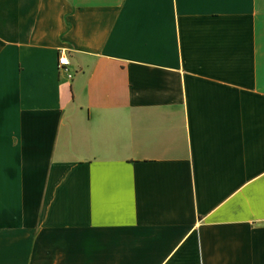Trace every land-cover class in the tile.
<instances>
[{
    "label": "crops",
    "instance_id": "0c3cea01",
    "mask_svg": "<svg viewBox=\"0 0 264 264\" xmlns=\"http://www.w3.org/2000/svg\"><path fill=\"white\" fill-rule=\"evenodd\" d=\"M0 264H264V0H0Z\"/></svg>",
    "mask_w": 264,
    "mask_h": 264
},
{
    "label": "built area",
    "instance_id": "2783aa9c",
    "mask_svg": "<svg viewBox=\"0 0 264 264\" xmlns=\"http://www.w3.org/2000/svg\"><path fill=\"white\" fill-rule=\"evenodd\" d=\"M66 63V59L64 56L60 55L59 56V61H58V65L59 66H63Z\"/></svg>",
    "mask_w": 264,
    "mask_h": 264
}]
</instances>
